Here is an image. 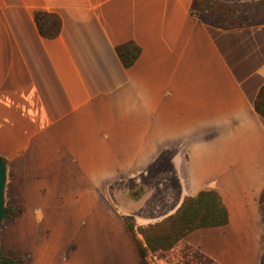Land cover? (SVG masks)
Instances as JSON below:
<instances>
[{
	"label": "crops",
	"instance_id": "0c3cea01",
	"mask_svg": "<svg viewBox=\"0 0 264 264\" xmlns=\"http://www.w3.org/2000/svg\"><path fill=\"white\" fill-rule=\"evenodd\" d=\"M193 1L0 0L5 201L24 205L16 220L37 236L8 251L31 264L57 251L59 264H263L264 21L221 24ZM38 11L61 18L59 36L41 35ZM131 41L141 54L126 67L117 47ZM204 190L221 195L229 223L144 256L127 217L147 226ZM90 219L101 257L84 263Z\"/></svg>",
	"mask_w": 264,
	"mask_h": 264
},
{
	"label": "trees",
	"instance_id": "16d2710c",
	"mask_svg": "<svg viewBox=\"0 0 264 264\" xmlns=\"http://www.w3.org/2000/svg\"><path fill=\"white\" fill-rule=\"evenodd\" d=\"M264 7V0L256 2L231 3L223 0H194L192 9L195 13L203 11L218 13L221 24L229 22L230 15L241 9ZM216 15V14H215ZM214 15V16H215ZM35 20L41 35L46 38L59 36L62 30V20L55 14L45 11L35 13ZM241 26L246 23L239 24ZM120 59L126 67L132 66L141 54V48L135 42H127L117 47ZM257 112L264 117V85L255 101ZM259 202L263 205L264 214V188L260 195ZM25 213L22 204L6 205V218L16 220ZM127 217V224L133 234L142 235L145 245H140L141 253L144 256L151 252L168 251L179 241L192 232L203 229L225 226L229 223V210L221 195L215 190H204L195 196H187L181 206L173 214L161 221L148 224L144 227H136ZM33 255L30 252L20 253L10 250L4 253L3 264H31Z\"/></svg>",
	"mask_w": 264,
	"mask_h": 264
},
{
	"label": "rangeland",
	"instance_id": "374dc122",
	"mask_svg": "<svg viewBox=\"0 0 264 264\" xmlns=\"http://www.w3.org/2000/svg\"><path fill=\"white\" fill-rule=\"evenodd\" d=\"M256 1L259 0H250L244 2L251 3ZM244 2H236V3L242 4ZM202 13L205 14L207 17H213V19L219 20L218 13L212 14L209 11H203L201 12V14ZM262 21H264V7H262L260 10L256 8L253 9L244 8L239 10L238 12L231 14L229 18V22H227V24L230 26H234V25H239L241 23L253 24ZM121 210L123 209L121 208ZM54 222L55 224L58 223L57 221ZM61 222L63 226L66 225V221H61ZM32 223H33L32 220H26V218L20 220H12L6 218L1 223L0 226V242L2 249L4 251H8L9 248H26L27 246L31 245L33 241L36 242L37 236H33L32 231H29L31 229ZM74 227L76 228L77 226L74 225ZM83 227L87 228L89 232L87 235H84L81 239L83 248L80 249L78 256L85 263L86 257H89L90 262L94 260L96 256L101 257V221L90 219L87 225L86 223H84ZM200 235L201 232H196L191 236L192 238H187V240L182 242V244L187 245L188 243L191 244L197 243L194 242L193 240L195 237H199ZM140 240L142 241L141 237ZM60 241L64 243L65 236L61 237ZM62 253H63L62 251H57L56 257L54 255L53 258V264H59L61 262ZM156 254L157 253L153 255H155V257H158ZM169 259L172 261L175 260V257H171ZM0 264H2L1 261Z\"/></svg>",
	"mask_w": 264,
	"mask_h": 264
},
{
	"label": "water",
	"instance_id": "95a60500",
	"mask_svg": "<svg viewBox=\"0 0 264 264\" xmlns=\"http://www.w3.org/2000/svg\"><path fill=\"white\" fill-rule=\"evenodd\" d=\"M7 183V162L4 158L0 157V226L6 219V201H5V188ZM4 252L0 242V261L3 260ZM264 264V262H263Z\"/></svg>",
	"mask_w": 264,
	"mask_h": 264
}]
</instances>
